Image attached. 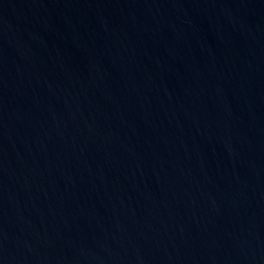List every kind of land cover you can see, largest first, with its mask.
I'll use <instances>...</instances> for the list:
<instances>
[{"label": "water", "instance_id": "water-1", "mask_svg": "<svg viewBox=\"0 0 264 264\" xmlns=\"http://www.w3.org/2000/svg\"><path fill=\"white\" fill-rule=\"evenodd\" d=\"M0 264H264V0H0Z\"/></svg>", "mask_w": 264, "mask_h": 264}]
</instances>
